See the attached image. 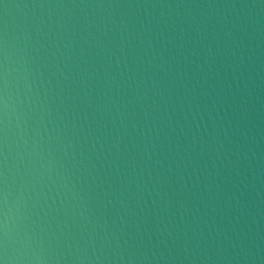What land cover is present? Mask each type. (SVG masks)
<instances>
[{"label": "water", "instance_id": "95a60500", "mask_svg": "<svg viewBox=\"0 0 264 264\" xmlns=\"http://www.w3.org/2000/svg\"><path fill=\"white\" fill-rule=\"evenodd\" d=\"M3 264H264V0H0Z\"/></svg>", "mask_w": 264, "mask_h": 264}, {"label": "snow or ice", "instance_id": "6c2138e0", "mask_svg": "<svg viewBox=\"0 0 264 264\" xmlns=\"http://www.w3.org/2000/svg\"><path fill=\"white\" fill-rule=\"evenodd\" d=\"M0 264H3V262H2V261H0Z\"/></svg>", "mask_w": 264, "mask_h": 264}]
</instances>
